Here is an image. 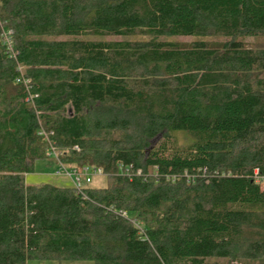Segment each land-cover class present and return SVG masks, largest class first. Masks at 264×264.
I'll return each mask as SVG.
<instances>
[{"label":"trees","instance_id":"1","mask_svg":"<svg viewBox=\"0 0 264 264\" xmlns=\"http://www.w3.org/2000/svg\"><path fill=\"white\" fill-rule=\"evenodd\" d=\"M42 129L106 185L26 183ZM255 170L264 0H0V264H264Z\"/></svg>","mask_w":264,"mask_h":264},{"label":"rangeland","instance_id":"2","mask_svg":"<svg viewBox=\"0 0 264 264\" xmlns=\"http://www.w3.org/2000/svg\"><path fill=\"white\" fill-rule=\"evenodd\" d=\"M188 39V38H184ZM65 166L70 169L71 164L65 163ZM59 164L53 156H47L44 159L37 160L34 164V170L25 175V181L29 184L48 182L59 186H72L71 179L64 173H57ZM107 183V175L104 173L91 175L90 182L85 183L84 186L102 187ZM264 189V182L260 183ZM237 263L239 261L233 260L228 264ZM26 264H94L91 260H29Z\"/></svg>","mask_w":264,"mask_h":264},{"label":"built area","instance_id":"3","mask_svg":"<svg viewBox=\"0 0 264 264\" xmlns=\"http://www.w3.org/2000/svg\"><path fill=\"white\" fill-rule=\"evenodd\" d=\"M3 42L8 46L9 49H11L12 42L9 37L8 31H3ZM18 69L20 70L21 68L18 66ZM16 81L21 82L26 88L29 87V79L23 77L21 73L16 78ZM50 133L51 132L48 133L44 129L40 131V134H42L48 142L49 149L47 155L54 157V159L59 164L57 173H64L66 176H68L71 179L74 187L79 189L83 187L85 183L90 182L91 175L103 173L101 168L95 166H82V167L72 166L70 169H68L65 166V163L61 160V153L52 145V143H50L49 141ZM255 175L260 183L264 182V176L259 175L257 170H255ZM119 214L122 216H126L125 211L120 210ZM232 264H237V263H232Z\"/></svg>","mask_w":264,"mask_h":264},{"label":"water","instance_id":"4","mask_svg":"<svg viewBox=\"0 0 264 264\" xmlns=\"http://www.w3.org/2000/svg\"><path fill=\"white\" fill-rule=\"evenodd\" d=\"M156 139V138H155ZM155 139H153V141H155Z\"/></svg>","mask_w":264,"mask_h":264}]
</instances>
